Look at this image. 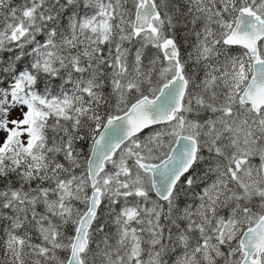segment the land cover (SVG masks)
Segmentation results:
<instances>
[{"label": "snow or ice", "instance_id": "obj_1", "mask_svg": "<svg viewBox=\"0 0 264 264\" xmlns=\"http://www.w3.org/2000/svg\"><path fill=\"white\" fill-rule=\"evenodd\" d=\"M0 264H264V0H0Z\"/></svg>", "mask_w": 264, "mask_h": 264}]
</instances>
